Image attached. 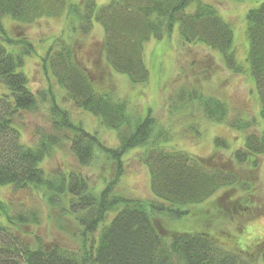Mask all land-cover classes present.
<instances>
[{"label":"trees","instance_id":"16d2710c","mask_svg":"<svg viewBox=\"0 0 264 264\" xmlns=\"http://www.w3.org/2000/svg\"><path fill=\"white\" fill-rule=\"evenodd\" d=\"M256 1L260 4L245 16V69L235 57L231 25L213 5L199 0H110L100 6L94 0L72 5L66 0H0V187L42 190L47 205H65L83 244L79 250L30 245L15 232L28 223V214L37 215L24 211L13 214L11 204L0 201V264H256V260L264 264V240L255 253L240 252L229 249L206 226H198L207 225L208 217L198 224L197 218L192 225L179 223L192 214L191 208L219 190L244 191L235 167L227 170L211 165L216 151L226 149L223 139H215V150L206 159L168 147L166 131L156 128L150 114L134 115L127 104L113 99L112 91L90 77L88 70L92 69L78 63L73 44L50 45L41 57L44 72L62 91L61 103L50 87L33 92L24 66L25 60L36 54L34 45L26 34L11 36L3 24L9 20L23 27L63 14L73 33L86 34L94 23L99 24L103 29L101 61L134 86L149 81L146 44L175 30L182 43L218 52L232 73L249 74L264 123V0ZM189 94L187 103H196L206 120L245 132L242 146L233 151L228 162L242 168L256 166L257 158L258 166L259 158L264 157V135L248 133L254 121L238 115L231 118L227 105L213 96ZM62 102L92 114L103 127L116 132L117 146L106 147L80 123L73 122ZM43 105L53 130L68 139L79 167L92 165L97 154L112 163V175L100 192L95 193L78 170L50 174L43 169L48 151L60 142L59 134L38 133L32 147L22 142L18 121ZM138 148H143L140 161L148 170L152 200L128 198L117 190L125 171L123 157ZM224 200L227 198L216 199L220 204ZM228 209L225 206L218 211L223 214ZM110 213L114 216L105 224Z\"/></svg>","mask_w":264,"mask_h":264},{"label":"rangeland","instance_id":"374dc122","mask_svg":"<svg viewBox=\"0 0 264 264\" xmlns=\"http://www.w3.org/2000/svg\"><path fill=\"white\" fill-rule=\"evenodd\" d=\"M66 1L69 5L83 2ZM109 1L94 0L97 6L108 4ZM199 1L213 5L219 15L231 25L236 60L246 69L248 41L245 35V16L248 10L257 7L260 1ZM193 6L192 4L191 8ZM3 24L11 36L26 34L34 45L36 54L27 58L24 66L29 87L33 92L44 91L50 87L57 102L61 103L62 91L49 73L44 72L41 57L50 45L73 44L78 63L83 68L92 69L88 70L90 77L108 91H112L113 99L127 104L129 111L134 115L150 114L155 120L156 128L166 131L168 147L206 159L215 150V139H223L226 149L216 151L211 165L227 170H230V166L235 167L244 191L224 193L219 190L206 202L191 208L192 214L179 223L182 226L192 225L194 218H197L195 223L198 224L202 218L208 217L207 225L200 223L198 226H206L229 249L255 253L257 245L264 240V157L259 158L258 166L257 158L256 166L247 165L242 168L228 162L233 151L242 146L245 132L206 120L196 103H187L186 99L190 91L213 96L227 105L231 118L238 115L247 121H254L253 129L248 133L257 131L264 135V123L259 116L260 103L254 83L247 72L232 73L224 65L218 52L210 51L201 45L189 46L182 43L174 30L170 36L158 41L151 39L146 44L145 63L149 71V81L134 86L125 76L112 73L101 61L99 45L103 40V29L99 24L94 23L86 34L81 31L73 33L64 14L55 18L44 17L23 27L15 26L9 20L3 21ZM63 105L70 111L73 122L80 123L84 130L97 136L106 147L117 146V133L103 127L98 118L76 108L70 102H64ZM18 122L21 140L27 146L35 145L38 133L59 134L60 142L51 147L42 163L47 173L78 170L87 177L95 193L100 192L110 179L112 163L99 154L92 165L78 166L69 149L68 139L51 127L46 105L32 113L23 114ZM142 152L143 148L133 149L123 157L125 171L117 190L128 198L152 200L148 170L140 161ZM220 197L227 200L221 201L220 204L219 200L216 201ZM240 199L243 201L240 202ZM0 201L9 202L13 214H22L24 211L37 215L34 218L28 214V223L20 225L18 232H15L30 245L57 246L67 250H79L83 246L80 230L67 213L66 206L47 205L42 190L13 191L10 187H0ZM225 206L229 208L227 213H220L218 210L222 211ZM113 216L114 213H110L105 224H108ZM255 263L262 264L258 260Z\"/></svg>","mask_w":264,"mask_h":264}]
</instances>
